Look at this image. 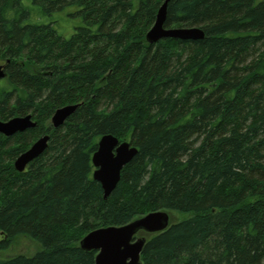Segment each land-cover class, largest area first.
I'll return each mask as SVG.
<instances>
[{"label": "trees", "instance_id": "1", "mask_svg": "<svg viewBox=\"0 0 264 264\" xmlns=\"http://www.w3.org/2000/svg\"><path fill=\"white\" fill-rule=\"evenodd\" d=\"M163 3L0 0V120L37 122L0 133V252L19 236L41 246L0 264H95L87 233L157 210L188 215L138 233L141 264H264V0H171L165 26L205 35L151 43ZM70 6L81 23L66 37ZM104 134L138 149L108 198L93 178Z\"/></svg>", "mask_w": 264, "mask_h": 264}, {"label": "water", "instance_id": "2", "mask_svg": "<svg viewBox=\"0 0 264 264\" xmlns=\"http://www.w3.org/2000/svg\"><path fill=\"white\" fill-rule=\"evenodd\" d=\"M171 0H165L161 5L156 21L147 33L151 43L162 38L200 39L204 30L198 26L167 28L165 21L167 7ZM6 76L3 65H0V79ZM78 105L59 107L53 114L51 122L54 127H60L76 110ZM37 126L32 114L16 116L7 121L0 120V133L13 136ZM50 135L39 137L32 145L21 153L14 161L15 168L23 171L35 158L43 154L49 145ZM138 149L131 142H121L113 134H104L98 142V149L93 155V178L98 181L108 198L121 180L123 168L137 154ZM170 214L164 210L150 212L133 221L120 225H110L94 229L87 233L80 241L85 250H97L95 264H141V253L146 242L145 237H138L140 231L157 233L169 227Z\"/></svg>", "mask_w": 264, "mask_h": 264}, {"label": "rangeland", "instance_id": "3", "mask_svg": "<svg viewBox=\"0 0 264 264\" xmlns=\"http://www.w3.org/2000/svg\"><path fill=\"white\" fill-rule=\"evenodd\" d=\"M76 10L77 9L74 6H70L62 14L60 12V32L63 34H65V32H69L68 35H65L66 37H69L74 32L75 27L81 23L80 18L78 16H74V12ZM169 214L172 222L181 220L188 215L179 212H169ZM138 236L140 237L142 234H139ZM40 247L41 246L37 241L27 236H19L14 240L10 248L0 252V256L8 257L19 253L33 255L38 249H40Z\"/></svg>", "mask_w": 264, "mask_h": 264}, {"label": "bare ground", "instance_id": "4", "mask_svg": "<svg viewBox=\"0 0 264 264\" xmlns=\"http://www.w3.org/2000/svg\"><path fill=\"white\" fill-rule=\"evenodd\" d=\"M165 1V0H164Z\"/></svg>", "mask_w": 264, "mask_h": 264}]
</instances>
